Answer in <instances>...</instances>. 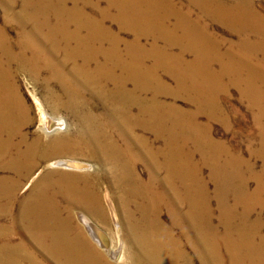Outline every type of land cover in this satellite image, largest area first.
I'll return each mask as SVG.
<instances>
[{"label":"bare ground","instance_id":"bare-ground-1","mask_svg":"<svg viewBox=\"0 0 264 264\" xmlns=\"http://www.w3.org/2000/svg\"><path fill=\"white\" fill-rule=\"evenodd\" d=\"M3 4L6 10L18 5L19 11H6L3 24L16 25L21 32L14 43L0 26V171L6 172L0 176V264H191L187 249L207 264H264V14L251 0ZM193 8L219 22L227 35L237 36V44L219 52L220 57L206 49L216 37L189 17ZM76 9H102L101 17L92 19ZM104 9H116L114 22L133 33L134 42L125 45L124 52L119 35L103 28L109 18ZM142 37L194 50L191 63L171 53L154 61V68L172 80V88L153 68L143 67L134 48ZM218 38L220 45L229 42L226 36ZM258 56L249 64V58ZM224 57L230 60L223 62ZM206 58L222 62L221 72H210ZM22 73L35 78L43 74L42 87L75 118L74 131L46 139L63 121L50 118L35 101L45 137L36 132L29 138L23 132L29 110L15 83ZM229 87L237 88L254 109L258 147L247 149V160H261L260 171L255 162L246 163L221 143L217 151L206 126H200L199 117L205 116L219 119L228 129L222 106ZM165 99H182L192 108L182 110ZM193 154L212 171V195L197 175ZM76 155L104 167L108 188L102 191L98 171L71 174L92 167L71 157ZM145 156L151 170L146 181L136 172ZM37 166L41 168L32 174ZM56 168L70 172L57 177L49 171ZM40 173L27 196L21 197L19 212L12 214L21 183L29 178L24 183L28 186ZM106 208L115 221L113 237ZM14 228L23 231L31 249L22 240L12 241ZM114 239L118 248L110 245Z\"/></svg>","mask_w":264,"mask_h":264},{"label":"rangeland","instance_id":"rangeland-1","mask_svg":"<svg viewBox=\"0 0 264 264\" xmlns=\"http://www.w3.org/2000/svg\"><path fill=\"white\" fill-rule=\"evenodd\" d=\"M175 1L177 2L178 0H175ZM251 1L255 5V8L258 11L262 12V14H264V0H251ZM3 3H4V0H0V26L5 29V33H6L7 38L9 39V41L15 43L19 39L21 30L18 29V27L16 25H13V24L4 25L3 19L6 17V11L7 10H8L7 11L8 13H11V12L13 13L14 11L17 12V11H19V7H18V5H15V7L13 9H7L6 10L4 8ZM69 10H71V9H69ZM76 10L83 11L84 14H86V15L88 14V16H90L92 19H93V17H94V19H100L99 17H101V15H99V14H101L102 9H100V10L99 9L98 10L97 9H76ZM181 10L185 13L188 12V9H184V10L181 9ZM198 10L200 11V9H198ZM198 10L195 8L189 9V13H187V14L190 15L189 17L191 19H194V21L197 20V21H195L196 23H198L200 21L199 26L203 25L202 27H205V29L207 28L208 30L206 29V32L209 35H211V36L213 35V37L215 35V37H216L215 42L212 43V45L207 43L208 45L207 44L206 45L208 47L206 46V49L212 48L215 52H217L219 54V57H220V55L222 53L226 52L225 50L229 51V49H230L229 45L230 44H233V43L237 44L238 38H237V36L235 37V36L227 35V33L225 31H223L221 29V27L219 26V22L213 21L208 17H203L201 14V11L199 12ZM103 11H105L107 13V17H109V18H106L104 20V25H103L104 27L103 28L105 30L109 31V33L112 32L111 34L119 35V38H121L120 49L122 52H124L125 48H126L125 45L132 44L134 42L133 41V37H134L133 33L132 32L130 33V30H127V29H124V31H123L120 28V26H118L119 23H117L116 21L114 22L113 17L117 14L116 9H104ZM109 11H111V13ZM196 13L198 15H195ZM109 14H111V16ZM116 23H117V25H116ZM168 23H169V25L166 24V27L168 26L170 28L171 27L170 23H172V22L170 21ZM23 30H25L24 33L26 34V32L27 33L29 32L28 31L29 27H25V29H23ZM219 35L220 36H226L228 38L229 42H227L226 44L220 45L219 38H218ZM151 40L152 39H150V38L146 39V37H142L141 39H139V41H137L138 46H136L137 44H135L134 48L136 50H138L139 55H141V59H142L141 61H142L143 67H145L147 69L153 68L152 70H154L157 75L163 76L162 79H164V82L169 87L172 88L174 86L172 80L169 77H167L165 72L161 71L160 69L154 68V66H153L154 61L157 58H161L163 56H164V58H168V57L172 56V58L173 57H181V58H183V60H185V62L191 63L195 59L194 58L195 57L194 50H193V52H192V50L191 51H185L184 49L186 46H184L183 44H177V47H176V45H167L165 42H163L161 40H159V41H153V40L151 41ZM128 41H131V42H128ZM153 42H155V43H153ZM158 49H159V51H158ZM219 49H222V50H219ZM157 52L159 53L158 54L159 56L157 55ZM219 52H222V53H219ZM168 53L169 54L171 53L170 54L171 56ZM179 55H181V56H179ZM165 56H167V57H165ZM259 57H261V56H258L256 59L255 58H249L248 59V60H250L249 64H252V62H255L254 60H256V62H257ZM224 59L225 60L223 62H226V61L228 62L230 60L229 58L226 59V57H224ZM205 61H206V64L208 65L207 67H209V70H211V68H212V70L210 72H212V73L214 72V74L221 72L220 70H221V66L223 64L222 62H219L213 58H206ZM218 68H219V70H218ZM227 75L225 74V76H227ZM42 78H43V74L38 75V78H35L31 74H28V73L17 74L15 77V83L18 87L19 94L21 95L25 105L27 106V108L29 110V122L24 127L23 132L26 133L29 138H32L33 134L36 132L43 135V132L40 131L41 130L40 128H42V121H41L42 119H41V114H40V108L37 107L38 104L36 103L39 101V103H41V105H42V109L50 118H52L54 120H62L63 121V125L60 127V129H54V131L52 133H49L48 137H45L44 135H43V137H45L46 139H50L52 137H55V136H58L61 134L71 133L77 127V122H76L75 118H73L71 116L70 112L67 109L65 110V108H63V107H60V106L58 107L56 105V100L53 98H50L51 97L50 95H47L44 88L42 87ZM223 80H224L223 82L225 83V78ZM225 96H226V104H224L222 107L229 117V127H228L229 130L226 129L221 123H219V119L214 120V121H210L205 116L199 117L200 126H202V127L206 126V128H207L206 136L211 141L214 142L215 149L217 151H219L218 145H219V143H221L226 149L231 150L233 153L240 154L242 159L246 163H251V165H252V163L255 162V170L260 171L261 165H262L261 160H259V159L247 160V158H248L247 149L249 147H252V148L258 147V136L259 135H258V129L255 126V123L253 120L254 109L250 108L248 106L247 101L245 99L241 98V96L239 95V91L235 87H229L228 93H226ZM218 98H219V94H218ZM165 101H167L168 103H171V104L174 102V104L182 110L192 108L186 101H184L182 99H176L175 101H172L170 99H165ZM57 108H58V111H57ZM240 132H241V134H240ZM144 134H145L144 137L146 139H148V140L152 139L151 135H149L147 133H144ZM247 134H249L251 136L250 139H248ZM184 150H186V147H184ZM68 157H70V156H68ZM71 157L73 159H75L76 161H82V162L88 163L89 165L92 166L91 169H84V170H80V171L79 170H73V171H71V174L73 173V175H87V174L93 175L96 173L98 174V172H99V174L103 176V178L101 180L104 182V183L102 182V191H103V188H106V187L108 188L109 185L107 183V178H106V174L104 173L105 170H104L103 166L98 164L95 160L91 159L90 157H82V156H77V155L71 156ZM193 161L197 165V168H199L197 175L200 176L203 181H205V183L207 184L208 192L210 195H212L211 192L213 191L214 183H212V180H211V174H212L211 169L209 167H206L207 165L205 166V165L200 164V163H202V161H201V156L198 154L193 156ZM40 168H41V166L35 167L32 174L36 173L38 171V169H40ZM51 170H49L50 173L55 174L54 176H57V177L61 173L70 172V171L65 170V169L62 170V168H56V169H51ZM136 172L142 180H144V181L147 180L149 174L151 173V170H150V163L147 160L146 156L141 157L140 160L137 162ZM2 174L6 175V172L0 171V176H2ZM41 175H42V173H40L38 175V177H36L33 181L29 182L28 186H25L24 183L28 182L29 178H27L25 181H23L21 183V186H19V188H18L19 190H17V192L15 194L14 201L11 204V210L10 211L12 214L15 215L16 213L19 212L20 206H21L20 202H22L21 200H23V198L25 196H27V194L30 192L31 188L33 187L34 183L36 182L37 178H39ZM160 175L162 176L163 174L161 173ZM162 177H160V178H162ZM253 187H254V183L252 182L250 189H252ZM111 192H112L111 194L114 196L115 194L113 193L112 190H111ZM21 197H23V198H21ZM106 209H107V214H108V217L110 220L111 216L108 212V208H106ZM164 220H167L166 217L164 218ZM110 222H111V224H109V227L111 228V230L113 232V233H111V235H112L115 232V225H114L115 221L112 222V220H110ZM107 233L110 235L109 232H107ZM218 234H219V232H218ZM119 236H121L120 238L122 240V244L125 243L126 232L123 229H122V231L120 230ZM11 237L13 239L12 240L13 242L18 243L17 241L21 242V240H22L25 243L26 247H28L30 249L32 248L31 247L32 245L28 242V239L25 238L24 233L20 228H16V229L14 228L13 232L11 233ZM112 237H113V235H112ZM115 239H114L113 243L110 242V245L111 246L116 245L115 248L116 247L118 248L119 244L115 241ZM123 248H125V245L123 246ZM186 252L191 257V262H190L191 264H207L206 260H204L202 258L199 259L198 257H195L191 252L188 251V249L186 250ZM194 254L196 256H199V252L197 250H195ZM109 260H112L111 257H109ZM122 261H123V259L121 258L120 262H122ZM45 264H51V263L47 261ZM222 264H226V263L223 261Z\"/></svg>","mask_w":264,"mask_h":264}]
</instances>
